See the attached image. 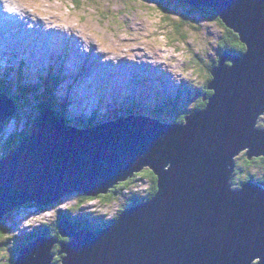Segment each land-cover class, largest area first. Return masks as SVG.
Segmentation results:
<instances>
[{"label":"water","instance_id":"1","mask_svg":"<svg viewBox=\"0 0 264 264\" xmlns=\"http://www.w3.org/2000/svg\"><path fill=\"white\" fill-rule=\"evenodd\" d=\"M181 1L214 11L245 47L219 56L202 109L163 123L131 108L83 128L75 111L68 122L45 108L0 158V222L27 204L107 195L144 169L156 178L155 194L98 230L62 219L69 240L39 236L13 264H53L56 245L59 264H264V187L230 182L241 153L264 158V0ZM8 96L0 93V124L17 113Z\"/></svg>","mask_w":264,"mask_h":264},{"label":"rangeland","instance_id":"2","mask_svg":"<svg viewBox=\"0 0 264 264\" xmlns=\"http://www.w3.org/2000/svg\"><path fill=\"white\" fill-rule=\"evenodd\" d=\"M10 1L13 8L25 9L34 15L30 17L34 22L38 20L32 29L27 30L29 38L25 39L28 40L27 47L32 49L30 58L43 54L44 59L40 61L41 58L35 57V65L33 60H25L19 43L15 49L8 46V49L0 50V79L11 81L10 92L21 98L15 102L17 114L1 129L0 158L8 153L3 143L9 142L12 135L28 129L38 117L39 108L45 104L44 94L51 96L57 104L67 101L65 115L68 119L75 111L76 122L79 116L88 122L93 119L88 117L98 115L94 119L96 123L109 121L116 112L124 113L131 108L138 114L141 110L151 109L157 99L166 103L179 96L175 106L165 107L166 115L163 114L159 120L181 123L179 119L198 104L199 94L195 92L199 91L197 88L207 89V81L211 78L209 71L223 54L217 50L226 27L209 21L204 16L206 14L181 0H163V6L168 10L164 12L151 0ZM24 18L22 22L27 24L28 19ZM51 34H55L51 39L57 37L49 40L50 44L57 48L50 49L47 45V37ZM70 38L75 41L70 42ZM5 40L8 39L0 40V44ZM34 44L39 45L35 50ZM78 49L86 57L85 63L69 57L73 50ZM88 60L93 70L90 74L86 73ZM99 71H104L105 82L99 81ZM51 75L57 80L53 90L49 84L45 88L37 86L32 93L19 88L22 83L41 85L40 80ZM114 78H120L117 84L123 87L114 89L109 83L110 80L115 82ZM85 80H96L99 84H93L85 92ZM10 92L9 96L12 95ZM258 126H264V115L259 118ZM252 172L260 173L256 169ZM143 181L133 191L145 193L150 185ZM232 181V188L238 189L239 186ZM124 198L121 196L112 203H103L98 198L81 203L78 194H73L64 196L44 211L38 210L36 205L26 206L10 218L9 233L5 238L32 231L44 223H57L59 215L67 210L71 211L74 222L79 218H93V230L101 229L100 221L108 223L114 218ZM3 244L4 249L12 248L8 238ZM53 252L57 257L58 251ZM3 255L0 251V264H4Z\"/></svg>","mask_w":264,"mask_h":264},{"label":"trees","instance_id":"3","mask_svg":"<svg viewBox=\"0 0 264 264\" xmlns=\"http://www.w3.org/2000/svg\"><path fill=\"white\" fill-rule=\"evenodd\" d=\"M162 2H163V0H151V3H153V5H157L159 10L161 12H164L167 10L166 9L167 7L163 6ZM199 11L206 14L204 16L209 21H216L223 28H225L224 25L218 19L217 15L214 11H212L210 9H206V8H201V9H199ZM182 23H179V24H182ZM182 26H183V24H182ZM225 29H226L225 33H223V36L221 37L220 44L218 46L217 51L219 53H224V52L242 53L245 50V47L239 41L238 36L236 34H234L232 31L228 30L227 28H225ZM217 58H215L214 60L216 61ZM17 74H19V71L17 72ZM52 77L53 76L51 75L49 77L41 79L40 80L41 85H34L33 86L30 83H28L27 84L28 87H26L24 85V83H22L19 85V88H24L25 90L32 93V92H34V89L37 86H43L45 88V87H48V84H49L50 88L53 90L55 88L57 80H54ZM209 80L207 81V83L209 82ZM11 85H12L11 81H8L7 78L6 79L1 78L0 79V93L9 95ZM206 87H207V84H206ZM197 89L199 91H196L195 94L196 95L199 94V96L197 97L198 98L197 99L198 104L196 106H194L192 108V110H190V112L194 111V110L202 109L205 106V102L203 101V95L206 94L207 89H203V90H202V88H197ZM44 92H45V90H44ZM200 94H201V96H200ZM211 94H212V92L209 91V94H207V97L210 96ZM13 95H10L8 97H9V99H12L13 101L15 100L14 102L17 103L18 100H20L21 98L15 96V95L13 96ZM40 95H42V94H40ZM44 96L46 97V100H44L45 104H44V106H41L39 108V112L43 111L45 108H49L55 113V115L57 117H60V118L64 117V119H66L69 122L67 115H65L66 114L65 109H66L67 101L64 104H61V103L57 104L50 98L51 96H47L46 94H44ZM157 97H159V96H157ZM178 98H179V96L177 98H175L176 100H169L166 103H164L163 101H160V99H157L156 104L153 107H150L151 109L148 108L146 111L150 117L160 119L161 116H163V114L166 115V113H164L165 107L172 108L173 106H175L177 101H178ZM185 117L183 115L179 119V121H181V123L184 122ZM91 118H93V119L89 120L88 122L83 121L82 119H79L80 123L78 121L77 124L80 125V127H81V126H83L82 123L85 122L86 126H91L92 123L94 122L95 116L93 115V116H91ZM115 118L116 117H112V119H115ZM11 119H12V117L9 118L5 123L0 124V134H1V129H3L7 123L9 124L11 122ZM34 121L30 124L28 129H26L25 131H23L21 133H18L19 135L18 134H14V136L12 135L11 140L9 142L7 141V142L3 143L4 146L7 148V150H6L7 152L12 150V148H17L21 144V142L23 141L25 136L32 131V129L34 127ZM174 121L175 120L173 118L172 122H174ZM84 127L85 126H83V128ZM252 169L259 170L260 173L252 172ZM142 180H144L143 183L147 182V185H150V188L145 193L133 191V190H136V188L140 185L138 183L141 182ZM231 180L235 181V183L233 181L232 182L236 185H242L244 182L252 180V181L256 182L257 184L264 187V158L259 157V158H253L252 160H248L247 157L245 156V154L241 153L238 157H236L234 159V170H233V173L231 175ZM155 192H156V178L150 170L144 169L140 173L134 174L131 178L127 179L126 181L117 184L115 187L110 189V191L107 195H101L97 198H98V200H101L103 203H112V202H116L121 196L125 197L123 204L121 205L117 215L114 218L108 220V223L110 225L112 222H114L118 218L120 212L124 208L151 199L153 197V195L155 194ZM78 196L81 199L80 200L81 203H84L85 200H94L95 199V198L86 197L85 195H81V194H78ZM26 206H34L35 207V205H33V204H27L21 208H24ZM21 208L15 209L11 214L6 215L3 218V220L0 222V244H2V246L0 245L1 246L0 251L2 253H4V255H3L4 264H13L18 253L20 252V250L24 246L29 244L30 242L34 241L39 236H52V237L58 238L59 241H63V242L69 240V238H61V236H60L58 226H59V223L62 219H67V220L71 221V223L73 225H75L77 229H81V228L94 229L92 227L93 223L91 222L93 218H79L74 222V220L71 218V215H70L71 211L67 210L66 212H63V213L61 212L62 214H60L59 217L57 216L58 217L57 223H56V221L53 224L44 223L43 225L32 229V231L24 232V233H21L19 235H17V234L16 235H10L7 238L9 240V243H12V245H11L12 248L10 250L4 249L3 247L5 245L3 243H6L7 238H5V236H6V234L9 233L8 224H9L10 218L12 217L13 214L18 212ZM46 208H48V207H39L37 209L40 211H44ZM81 219H85V220H81ZM106 222L107 221H100V224H99L100 227L102 228L103 226L104 227L108 226V223H106ZM97 229H100V228H97ZM59 249H60V246L56 245L54 247L53 251H56V250L58 251ZM61 258H62V256L57 255V257L54 258L53 264H58V262L60 263Z\"/></svg>","mask_w":264,"mask_h":264},{"label":"bare ground","instance_id":"4","mask_svg":"<svg viewBox=\"0 0 264 264\" xmlns=\"http://www.w3.org/2000/svg\"><path fill=\"white\" fill-rule=\"evenodd\" d=\"M7 6H9V4H6ZM18 8V7H17ZM20 17V16H19ZM19 19V21H23L22 19H24L23 17H20V18H18ZM28 19V18H27ZM37 20V19H36ZM22 24H23V22H21ZM25 30V29H24ZM24 30H20V33L21 34H23L24 36H26V38H29L26 34V31H24ZM55 34H51V36H48L47 37V42L49 41V40H54L56 37H54V38H52L51 39V37H53ZM67 39H68V37H66ZM72 38V37H71ZM70 38V39H71ZM22 41V40H21ZM67 41H69V40H67ZM72 41H75V39H71L70 40V42H72ZM24 42L25 43H27L28 42V40H24ZM47 45H48V47L50 48V47H56L55 45H52V44H50V41L47 43ZM37 46H39L38 44H34L33 45V50H35L36 49V47ZM57 48V47H56ZM50 49H53V48H50ZM19 50H21V49H19ZM16 51H17V49H16ZM31 52H32V49L31 48H29V47H27L26 46V48L24 49V50H21V53L22 54H24V56L23 57H25V60H27V59H29V60H33L34 61V63H33V65H35V57H36V59H39V58H41V59H39L40 61L42 60V59H44V55L42 54V56L39 54L38 56H33L32 58H30V54H31ZM53 52V51H52ZM36 53V52H35ZM44 53H46V52H44ZM54 53V52H53ZM47 55H48V53H47ZM99 55V54H98ZM69 57H71V58H73V60L74 61H77L78 59H80V60H82V62H86V60H85V58H84V55L83 54H81L80 53V51H79V49L78 50H73L70 54H69ZM88 63H89V65H87V69H88V71H86V73H92L93 72V70H92V64L89 62V60H88ZM29 66L31 65L30 63L28 64ZM86 65V64H85ZM74 66H76V63H74ZM104 71L102 72V71H99L98 73H97V77H98V79H99V81H103V82H105V78H104ZM111 75H109V77H110ZM126 76V75H125ZM120 79V78H119ZM119 79L117 80V78H114V80H115V82H111V80L109 81V83H111L115 88L114 89H118V88H121V87H123V85H121V86H119L118 87V81H119ZM121 82L123 83V84H125L124 82H123V79H121ZM84 83H86L87 84V87L85 86V85H83V89L85 90V92L86 91H88L89 89H88V87H92L93 86V84L92 83H96L97 85L99 84L98 83V81H96V80H85L84 81ZM118 83V84H117ZM86 94V93H85ZM13 101V100H12ZM15 101V100H14Z\"/></svg>","mask_w":264,"mask_h":264},{"label":"clouds","instance_id":"5","mask_svg":"<svg viewBox=\"0 0 264 264\" xmlns=\"http://www.w3.org/2000/svg\"><path fill=\"white\" fill-rule=\"evenodd\" d=\"M0 2H4L5 3V0H0ZM13 119H11V121H12ZM12 149H14V148H12Z\"/></svg>","mask_w":264,"mask_h":264},{"label":"snow or ice","instance_id":"6","mask_svg":"<svg viewBox=\"0 0 264 264\" xmlns=\"http://www.w3.org/2000/svg\"><path fill=\"white\" fill-rule=\"evenodd\" d=\"M4 2H0V5H2ZM9 11H11V9H9Z\"/></svg>","mask_w":264,"mask_h":264},{"label":"flooded vegetation","instance_id":"7","mask_svg":"<svg viewBox=\"0 0 264 264\" xmlns=\"http://www.w3.org/2000/svg\"><path fill=\"white\" fill-rule=\"evenodd\" d=\"M207 91V90H206ZM208 93L207 94H209V91H207ZM239 187L241 186V185H238Z\"/></svg>","mask_w":264,"mask_h":264}]
</instances>
